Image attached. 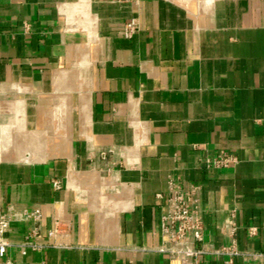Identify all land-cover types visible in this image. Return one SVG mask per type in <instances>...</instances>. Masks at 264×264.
Wrapping results in <instances>:
<instances>
[{
	"label": "crops",
	"instance_id": "crops-1",
	"mask_svg": "<svg viewBox=\"0 0 264 264\" xmlns=\"http://www.w3.org/2000/svg\"><path fill=\"white\" fill-rule=\"evenodd\" d=\"M170 176L202 187L207 246L239 252L203 264H264V0H0V202L40 207L41 242L58 226L10 257L170 264Z\"/></svg>",
	"mask_w": 264,
	"mask_h": 264
},
{
	"label": "built area",
	"instance_id": "built-area-1",
	"mask_svg": "<svg viewBox=\"0 0 264 264\" xmlns=\"http://www.w3.org/2000/svg\"><path fill=\"white\" fill-rule=\"evenodd\" d=\"M121 2H138V0H120ZM139 23L133 18L124 29L126 37H132L138 30ZM207 164L222 168L237 162V158L222 153L213 159H207ZM54 187L59 189L62 183L53 181ZM202 187L191 184L184 188L179 177H169L168 189L162 197L166 202V213L162 216L161 234L163 242L159 251L169 257L170 264H203V256L210 253L234 256L239 252L235 245L216 250L208 247L204 239V217L200 207ZM29 222L30 227L24 240L16 244L11 241L12 226L16 222ZM58 226L47 231V242L39 241L45 236L43 229V213L40 207L32 209H15L9 207L6 211L0 202V264H17L10 257V250L14 248L21 254L28 251H41L51 245L52 238L57 234ZM228 231L235 237L236 226L231 221ZM235 239V238H234ZM235 241V240H234ZM231 260L228 262L230 263ZM38 264H48L44 261Z\"/></svg>",
	"mask_w": 264,
	"mask_h": 264
}]
</instances>
